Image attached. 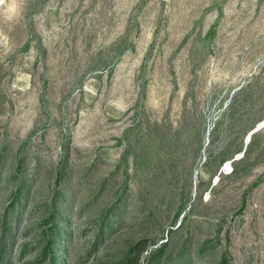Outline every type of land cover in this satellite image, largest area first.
<instances>
[{
    "label": "rangeland",
    "instance_id": "374dc122",
    "mask_svg": "<svg viewBox=\"0 0 264 264\" xmlns=\"http://www.w3.org/2000/svg\"><path fill=\"white\" fill-rule=\"evenodd\" d=\"M0 264H264V0H0Z\"/></svg>",
    "mask_w": 264,
    "mask_h": 264
}]
</instances>
